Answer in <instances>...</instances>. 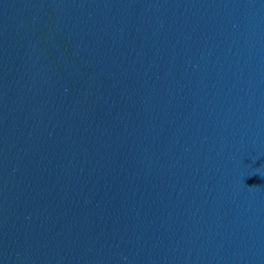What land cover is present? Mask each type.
<instances>
[{"label":"water","instance_id":"water-1","mask_svg":"<svg viewBox=\"0 0 264 264\" xmlns=\"http://www.w3.org/2000/svg\"><path fill=\"white\" fill-rule=\"evenodd\" d=\"M0 264H264V0H0Z\"/></svg>","mask_w":264,"mask_h":264}]
</instances>
